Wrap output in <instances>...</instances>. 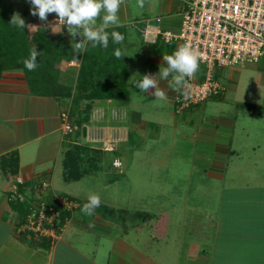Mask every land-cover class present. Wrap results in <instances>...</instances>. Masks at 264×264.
<instances>
[{
	"label": "crops",
	"instance_id": "obj_1",
	"mask_svg": "<svg viewBox=\"0 0 264 264\" xmlns=\"http://www.w3.org/2000/svg\"><path fill=\"white\" fill-rule=\"evenodd\" d=\"M3 1L12 4L14 11L20 14L26 25L30 22L44 28V22L30 15V11H26L28 9H19V6L12 3L14 0ZM177 15L179 16V12ZM56 18L57 16L52 17L48 22L54 23ZM100 22L97 21L98 24ZM120 26L125 25L120 23ZM113 27L116 26L109 28ZM60 28L61 25L56 23L55 27L47 30L52 37L63 35L69 46L82 39L80 36L75 39L70 37L65 27L57 33ZM122 35L125 39L118 45L123 52L125 47L132 46V37L128 35L126 29ZM141 40L145 46L144 51L149 54L148 63L156 67L152 74L156 75L161 67L167 65L162 60V54H154L146 49L149 44L144 41L142 34ZM172 52L167 51L166 54ZM123 54L126 55V52ZM129 61L130 59L127 62ZM64 64L67 68H73L74 74L71 79L61 77L62 81L74 83L79 62L62 61L59 66L60 76ZM261 64L264 65V60ZM232 75L233 73H224L226 92L223 98L206 101L201 106H193L180 115L171 111L172 121H168L172 127L170 129L180 136V143H185L181 144V149L193 154L207 152L211 154L205 176L212 180L224 181L223 192H215L214 201L212 200L215 202V210L210 211L211 216L213 215L212 229L207 232L208 236H204L206 240L200 242L198 238H186V234L190 233L185 232L183 226L180 229L170 228L167 219L158 218L156 223L159 224V228L155 230L152 228L153 222L119 228L110 209L104 208L102 211L96 208L89 216L85 215L80 207L68 214L70 219L60 239L51 244L46 239L36 240L31 234L20 231L19 225L25 211L36 200L43 198L48 201L57 196L69 197L56 189L54 174L59 162L63 167L64 147L74 139L62 133L60 120L61 112L67 108L70 110L71 104L70 101L67 103L53 96L32 94L22 70L2 72L0 264H264V156L260 153L264 150V141L258 140L261 133L257 132L256 128L251 130L249 127L250 125L257 127L255 125L261 122L263 115L262 111L249 113L254 117L251 120L254 123L251 124L245 115L237 112L239 101H232L236 105H229L228 111L224 110V107L214 105L217 103L223 106L229 102L226 93L228 89L233 88L229 82ZM157 84L166 92L165 99L155 98L151 94L154 92L153 89L142 94L149 99L166 101L174 107L179 87L174 84L171 76L167 80L158 76ZM126 88L129 91L127 82ZM92 102L94 115L97 116V127L105 126L107 132H110L113 127L120 128V122L125 125L122 129L126 138L114 151L117 157L113 159L122 161L123 146L134 145L137 138L135 134L140 135L138 138L146 137V123L142 121L138 110L139 103L134 101L133 105L130 102L129 92L126 101L106 99ZM207 102L209 103L206 104ZM134 106L137 109H134ZM243 106L249 112L253 107ZM101 109L106 115L103 120L99 119L100 114H103ZM163 111L165 110L160 105L151 108L152 114L157 116L152 117L153 123L159 130H162V117L167 115ZM87 124L84 126L87 127ZM178 124L181 126L178 127ZM160 135L161 132L158 136ZM151 137L156 138L157 133ZM121 167L117 168L119 173L123 171ZM62 175L64 178V169ZM17 178H21L23 184H18ZM42 182L48 183L46 189L41 188ZM187 197L180 195L177 201L186 202ZM107 215L112 217L109 218ZM148 216L149 214L146 219ZM160 216H163V213ZM204 231L205 229L201 228L194 229L195 234H205ZM155 235L158 237L154 238ZM202 245L207 246L205 248L207 251L201 248Z\"/></svg>",
	"mask_w": 264,
	"mask_h": 264
},
{
	"label": "rangeland",
	"instance_id": "obj_2",
	"mask_svg": "<svg viewBox=\"0 0 264 264\" xmlns=\"http://www.w3.org/2000/svg\"><path fill=\"white\" fill-rule=\"evenodd\" d=\"M12 3L19 6V9H28L26 10L27 12H29L31 7L27 0H14ZM179 6L178 0H145L144 7L141 9L137 5V0H124L117 13L120 23L125 25L124 28L128 31V35L132 37V46H127L123 50L124 53L126 52L127 61L130 59L127 63L128 77L126 79L130 102L133 105L134 101L139 103L137 104L139 105L138 110L141 113L142 121L146 123V137L138 138L140 135L135 134L134 136L137 137L135 138V144L132 146L125 145L122 148V173L118 172L117 168L119 167L114 165L113 159L117 157L114 151L125 140L126 134L124 140L119 143V139L122 136L118 133V131L125 133L123 131L125 125L119 121L121 127L112 126L113 128L110 132H107L105 126L97 127V116L94 115L93 102H90L91 109L86 108L85 102H81L78 111L73 112L74 116L72 117V119L76 118V120H79L80 131L78 135L71 136L74 139L66 144L64 152L66 150L73 151L74 147H77L74 153L78 159L79 169L85 172L88 171V174H85L77 182H66L62 175L63 167L61 162H59L55 168L54 183L59 192L79 201L82 205L88 202L90 194H99L101 204L97 209H100V207L102 211L104 208L110 209L109 211L114 213L113 218L119 228L146 225V222H153L152 228L155 230V228H159V224L156 221L158 218H162L168 220V226L172 229H180L183 226L184 231L190 233L186 234V238H198L199 241H204L206 240L204 236H208L207 232L212 227L211 217L213 215L211 216V212L215 210L214 194L215 192H223L224 181L220 179L217 181L212 180L205 176L206 169L209 166L208 161L211 157L209 152L206 154H193L181 149L185 143H180V136L170 129L172 127L168 123V121H172L170 117L171 111L176 113L174 107L166 101L162 102L158 101V99L146 98L140 93L139 89L135 88L132 82L140 79L145 73L152 74V70H156V67L148 63L149 54L144 51L145 46L141 40L145 21L149 20L152 25H158L162 29L178 28L180 21L177 15ZM52 17H56V14H48V19ZM27 30L29 37H31L36 29L27 28ZM220 72L223 73L222 77ZM135 73H139V75L133 77ZM224 73H233L229 82L235 89L227 90L226 98L229 100L227 104L221 106L214 103V105L224 107V110L228 111L229 105H236L232 101H239L240 105L237 112L245 115L251 124L254 123V121H251L254 117H251L249 113L262 111L263 119L255 125L257 127L251 125L249 127L251 130L256 128L257 132L261 133L258 136V140L263 142L264 65L257 64L255 66L242 63L229 68L216 69V79L223 85L224 81H226L223 77ZM61 74L64 79L67 77L71 79L74 69L67 68L64 64L61 67ZM69 101V99L65 100L67 103ZM157 105L162 106L165 110L163 112L167 113L161 119L163 121L162 130L157 129L153 123L152 117L157 116L152 114L151 108H155ZM243 105L253 106L251 112ZM241 106L242 108H240ZM109 107L111 106L109 105ZM134 109L137 108L134 106ZM102 112L104 118L101 113L99 119L102 118L103 120L106 115L104 110ZM90 113L91 115L89 116ZM180 114L182 113H176V115ZM83 117H87V121L84 122ZM85 123H88L87 127L84 126ZM108 124L111 125L110 123ZM180 126L181 124H178V127ZM160 132L161 135L159 137ZM156 133L157 137L151 139L152 134ZM108 140L110 144H108ZM107 145L112 146L114 151H105ZM260 153L264 156V150ZM180 195L188 196L187 201L178 202L177 197ZM152 213H155L154 215L156 216L152 215ZM162 213L163 216H160ZM148 214L150 217L148 216L146 219ZM107 216H110L109 218L112 217V215ZM205 217L207 218L205 219ZM197 228L205 229L206 233L195 234L194 229ZM157 237V235L154 236V238ZM184 244L186 245L187 243ZM201 248L205 249L207 246L202 245Z\"/></svg>",
	"mask_w": 264,
	"mask_h": 264
},
{
	"label": "built area",
	"instance_id": "obj_3",
	"mask_svg": "<svg viewBox=\"0 0 264 264\" xmlns=\"http://www.w3.org/2000/svg\"><path fill=\"white\" fill-rule=\"evenodd\" d=\"M178 1L180 23L176 30L162 29L146 20L142 36L147 44L159 42L171 47L172 51L189 44L201 52L199 71L194 79L188 78L190 87L179 88L175 97V112L183 113L214 97L223 98L226 87L216 79V69L242 63L257 65L264 60V0ZM60 120L65 136L80 131L69 108L61 112ZM118 133L122 136L119 141L124 140L125 133ZM105 149L114 151L110 145ZM17 183L23 184V180L17 178ZM47 187V182L41 183L42 189ZM82 206L79 201L66 196L48 201L38 199L25 211L20 231L52 244L60 239L70 219L68 214Z\"/></svg>",
	"mask_w": 264,
	"mask_h": 264
},
{
	"label": "trees",
	"instance_id": "obj_4",
	"mask_svg": "<svg viewBox=\"0 0 264 264\" xmlns=\"http://www.w3.org/2000/svg\"><path fill=\"white\" fill-rule=\"evenodd\" d=\"M14 12L12 4L0 0V76L7 70H22L32 94L53 96L61 101L69 99L71 117L74 116L73 112L78 111L81 102H85L86 108L91 109L90 102L94 100H127L128 62L123 52L120 59L115 57L114 51L121 48L113 42L111 36L107 49L100 46L93 47L89 42L80 55L66 43L63 35L52 37L45 28L38 29L29 37L27 27L21 29L10 23ZM106 30L109 34L112 31L123 34L125 28L119 26ZM33 45L41 54L37 58L36 70L28 71L22 60L29 57ZM147 50L154 54H164L167 51L170 53L172 48L157 42L147 45ZM75 56L79 62L77 77L74 83H65L60 76V63L73 61ZM73 120L80 125L78 119ZM83 120L87 121V117H83ZM78 133L79 131L75 135ZM75 148L77 147H74L73 151L64 152L65 181H78L88 174V171L79 169L78 159L74 153Z\"/></svg>",
	"mask_w": 264,
	"mask_h": 264
},
{
	"label": "clouds",
	"instance_id": "obj_5",
	"mask_svg": "<svg viewBox=\"0 0 264 264\" xmlns=\"http://www.w3.org/2000/svg\"><path fill=\"white\" fill-rule=\"evenodd\" d=\"M31 5L30 15L38 17L43 23V27L47 30L56 26L59 22L62 27L67 29L69 36L75 39L80 36L82 39L73 43L76 54H81L86 48L89 42L93 47L100 46L104 49L108 48L109 38L116 44H121L125 37L117 32L112 31L110 34L106 30L110 26H120V20L118 11L124 0H27ZM145 0H137L139 8L144 7ZM55 13L57 20L54 23L48 22V14ZM101 22L98 24L97 21ZM10 23L14 26H18L21 29L33 28L39 29L36 25H26L25 20L21 18L18 12H14ZM82 30V34H81ZM41 52H38L36 46L33 45L30 50V55L27 59H23L22 63L28 71H35L38 67L37 58ZM114 55L117 59L122 56V51L117 48L114 51ZM201 58V52L192 47L189 44H184L176 48L172 54H162V60L166 63V67H161L159 73L154 75L151 73H145L140 79L133 80L135 88L139 89L140 93H148L150 89L154 92L151 94L155 98L161 100L166 98V92L158 87L157 77L167 80L170 76L174 84L179 88L190 87L188 78H195L196 73L199 71V60ZM78 60L75 56L72 61L75 63ZM139 73H135L133 77L138 76ZM132 77V78H133ZM130 78V79H132ZM115 166L121 167L122 161H114ZM101 204L99 194L93 193L88 197V202L85 203L81 211L85 215H92L94 210Z\"/></svg>",
	"mask_w": 264,
	"mask_h": 264
}]
</instances>
